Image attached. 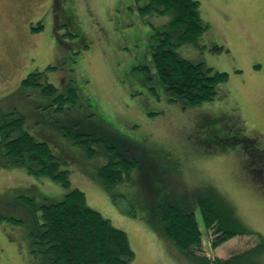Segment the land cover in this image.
I'll list each match as a JSON object with an SVG mask.
<instances>
[{
    "label": "rangeland",
    "instance_id": "374dc122",
    "mask_svg": "<svg viewBox=\"0 0 264 264\" xmlns=\"http://www.w3.org/2000/svg\"><path fill=\"white\" fill-rule=\"evenodd\" d=\"M196 1L208 29L197 46L175 52L228 77L213 100L185 106L156 79L148 39L168 16L141 12L146 0H0V124L21 117L22 128L65 162L69 188L126 234L131 264H264V0ZM34 70L59 90L70 83L77 106L60 113L52 97L20 88ZM61 126L104 138L90 143L98 153L87 157ZM121 155L139 162L107 189L98 171ZM67 191L7 163L0 135V264L39 263L30 252L39 207ZM213 196L252 234L213 249L198 204ZM165 203L194 212L202 254L163 234L153 209Z\"/></svg>",
    "mask_w": 264,
    "mask_h": 264
},
{
    "label": "trees",
    "instance_id": "16d2710c",
    "mask_svg": "<svg viewBox=\"0 0 264 264\" xmlns=\"http://www.w3.org/2000/svg\"><path fill=\"white\" fill-rule=\"evenodd\" d=\"M146 1L139 9L141 12L168 16L164 27L154 30L149 36L148 48L156 79L169 95V100H182L185 106L213 100L217 86L227 79L228 74L211 72L212 69L204 63L188 61L175 52L183 44L197 46L198 39L208 29L200 17L198 1ZM212 50L217 52L220 48L214 47ZM35 75L37 73H30L23 78L20 88L33 89L43 96L52 97L54 109L60 113L66 110V106L72 108L76 104L78 95L70 83L65 90L58 91L53 84ZM22 125L21 117L3 119L0 124L6 162L24 166L28 175L35 178L46 176L68 189L60 201L39 207L40 212L36 216V220H39L30 233V252L36 254L38 264H131L135 254L126 234L87 206L83 192L69 188V171L63 168L65 162L52 153L46 142L36 140ZM60 128L73 139L74 144L85 148L87 157L98 153L91 147V142L104 141V138H91L86 133L72 134L64 126ZM14 132L17 135L12 137ZM108 152L114 153V150L108 149ZM137 161L136 157L121 155L119 159L110 160L100 167L97 177L105 188L110 189L129 179ZM20 200L33 211L36 210L33 198L21 196ZM198 202L202 222L206 230H212L214 236L210 242L213 249L234 236L252 234L248 229H243L241 223L236 226L232 224L231 207L224 203L222 197H204ZM153 210L163 234L177 248L194 256L202 254L201 232L193 211L169 203ZM9 221L21 223L14 218H9Z\"/></svg>",
    "mask_w": 264,
    "mask_h": 264
},
{
    "label": "flooded vegetation",
    "instance_id": "af4514ba",
    "mask_svg": "<svg viewBox=\"0 0 264 264\" xmlns=\"http://www.w3.org/2000/svg\"><path fill=\"white\" fill-rule=\"evenodd\" d=\"M40 27H42V26H40ZM50 68L52 69V68H54V67H51V66L47 67V69H50ZM30 73H32V74L37 73V75H35L36 78H39V77H40L41 80L45 77V72H44V71L41 72V71H38V70H34V71L30 72ZM30 73H28V74H30ZM28 74H27V75H28ZM27 75H26V76H27ZM44 80H45V79H44ZM44 80H42V81H44ZM57 90H58V91L65 90V86H64L63 89L59 90V89L57 88ZM53 101H54V100H53V98H52V104H53ZM52 104H51V105H52ZM252 143H253V142H252Z\"/></svg>",
    "mask_w": 264,
    "mask_h": 264
}]
</instances>
